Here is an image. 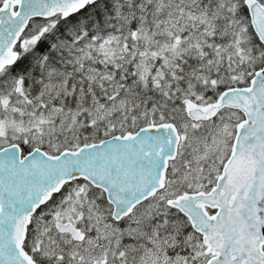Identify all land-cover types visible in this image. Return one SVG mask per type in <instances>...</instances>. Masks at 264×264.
Returning a JSON list of instances; mask_svg holds the SVG:
<instances>
[{
	"label": "snow or ice",
	"instance_id": "1",
	"mask_svg": "<svg viewBox=\"0 0 264 264\" xmlns=\"http://www.w3.org/2000/svg\"><path fill=\"white\" fill-rule=\"evenodd\" d=\"M0 264H264V0H0Z\"/></svg>",
	"mask_w": 264,
	"mask_h": 264
}]
</instances>
